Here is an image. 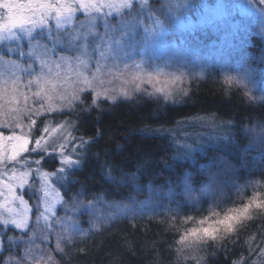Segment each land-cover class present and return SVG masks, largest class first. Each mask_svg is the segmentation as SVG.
I'll list each match as a JSON object with an SVG mask.
<instances>
[{
	"label": "rangeland",
	"instance_id": "374dc122",
	"mask_svg": "<svg viewBox=\"0 0 264 264\" xmlns=\"http://www.w3.org/2000/svg\"><path fill=\"white\" fill-rule=\"evenodd\" d=\"M4 1L9 6L0 8V255L3 241L6 246L0 264H56L67 249L108 224L142 216L175 220L177 250L187 262L198 256L204 238L226 236L254 211L264 210V180L251 179L224 196L220 184L216 190L209 181L193 185L188 173L179 187L159 191L148 186L141 199L120 202L97 195L67 205L63 191L80 156L70 142L72 121L51 118L76 106L89 110L105 98L111 103L138 97L180 103L190 83L212 73L214 61L208 48L186 43L184 33L213 27L227 17L223 22L230 35L219 42L223 39L234 49L232 41L242 25L230 16L235 9L254 23L257 9L251 0H235L231 15L228 7L215 5L198 16L185 14L190 0H161L170 18L151 16L143 26L124 12L147 0H53L32 11L21 7L20 0ZM121 37L118 60L107 58V48L98 53V41ZM221 63L218 76L224 82L240 85L253 103L264 101V85L252 71L241 65L231 69L226 59ZM38 118L39 133L30 142ZM27 150L49 163L18 160Z\"/></svg>",
	"mask_w": 264,
	"mask_h": 264
},
{
	"label": "trees",
	"instance_id": "16d2710c",
	"mask_svg": "<svg viewBox=\"0 0 264 264\" xmlns=\"http://www.w3.org/2000/svg\"><path fill=\"white\" fill-rule=\"evenodd\" d=\"M160 1L134 3L124 14L134 16L141 26L150 23L151 16L168 20L170 15ZM48 2L53 0H20L19 4L32 11ZM234 2L190 0L184 12L198 16L219 5L228 7L231 15ZM250 4L257 9L254 23L240 18L235 9L233 17L229 15L241 19L242 25L232 41L234 49L224 45L223 39L219 42L230 35L223 22L227 17L215 21L213 27L205 25L195 33H184L186 43L201 50L208 48L214 61L209 69L212 73L190 83L180 103L138 97L102 102L89 110L76 106L71 112L51 116L72 121L70 142L76 150L81 149L77 151L78 165L69 172L71 182L63 191L65 204H83L97 195L120 202L141 199L148 195V186L159 191L179 187L185 173L193 185L209 181L216 190L220 184L224 196L251 179L264 180V101L253 103L240 85L227 84L218 76L221 60L226 59V66L241 65L264 85V0H251ZM6 6L9 4L3 0L0 8L6 11ZM88 99L86 94L84 102ZM41 123L40 118L34 122L30 142L37 137ZM29 157L41 161L31 150L18 160ZM174 221L142 216L113 222L67 249L56 264H264V210L254 211L226 236L204 238L198 256L187 262L177 250ZM1 245L3 253L6 244L3 241Z\"/></svg>",
	"mask_w": 264,
	"mask_h": 264
},
{
	"label": "snow or ice",
	"instance_id": "6c2138e0",
	"mask_svg": "<svg viewBox=\"0 0 264 264\" xmlns=\"http://www.w3.org/2000/svg\"><path fill=\"white\" fill-rule=\"evenodd\" d=\"M2 11V10H0ZM125 37H121L119 41L117 40H112L111 42L107 41V38H105V40L103 41H98V44L100 45V48L97 50L98 53L100 51H102L103 49L107 48L108 50V55L107 58L109 60H118L117 59V52L118 49L123 41ZM230 81H225V83H229ZM139 87V85H138ZM157 91H161V89H156ZM88 95H90V93H88ZM104 103H111V101H108L106 98L103 101ZM86 143V142H85ZM81 149L78 147L77 151H80ZM50 155H54V154H50ZM47 157L45 158V160L41 161V163H45L46 162ZM57 164H59V160L56 161ZM75 166V165H74ZM74 166L71 169H74Z\"/></svg>",
	"mask_w": 264,
	"mask_h": 264
}]
</instances>
